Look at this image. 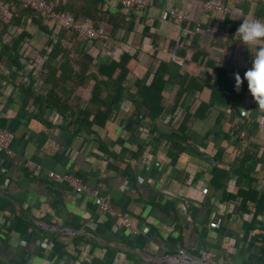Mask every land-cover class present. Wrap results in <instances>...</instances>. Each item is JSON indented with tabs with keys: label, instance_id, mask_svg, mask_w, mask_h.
<instances>
[{
	"label": "crops",
	"instance_id": "obj_1",
	"mask_svg": "<svg viewBox=\"0 0 264 264\" xmlns=\"http://www.w3.org/2000/svg\"><path fill=\"white\" fill-rule=\"evenodd\" d=\"M58 1L108 34L42 26L0 0V127L14 133L13 154L0 152V264H201L204 251L264 264V108L248 88L238 103L212 95L219 67L246 72L264 47L237 33L264 19V0H225L222 13L205 0ZM50 170L82 177L117 214ZM119 213L150 230L130 233Z\"/></svg>",
	"mask_w": 264,
	"mask_h": 264
},
{
	"label": "built area",
	"instance_id": "obj_2",
	"mask_svg": "<svg viewBox=\"0 0 264 264\" xmlns=\"http://www.w3.org/2000/svg\"><path fill=\"white\" fill-rule=\"evenodd\" d=\"M3 1V0H1ZM21 2L25 7H29L34 9L40 13H42L47 22H50L52 25L57 26L59 28L65 27L69 29H74L78 32V34L87 39V40H95L101 38L106 35V27L101 25H94L92 22H84L77 20L75 15L71 12H66L56 8V4L52 0H16ZM121 3L123 6L127 8H133L137 10L145 9L151 2V0H116ZM204 10L206 12H219L222 13L226 10L225 0H205L203 4ZM5 9L0 6V18L5 16ZM171 17L175 19L177 22L182 23L190 19V16L185 11H180L175 8L170 9L169 11ZM201 24L197 22L196 30H200ZM14 138V133L8 129L0 127V152H6L8 154H13L12 151V141ZM27 167L31 170H41L42 165L33 161L27 162ZM48 177L57 182H65L67 183L76 193L81 194L84 192H90L93 194L95 198L96 204L105 212H108L112 215H116L117 212L113 209L112 203L109 199L100 194L97 189H93L88 186L82 177L71 174V173H60L57 171L50 170L48 171ZM121 226L129 231L132 234H146L150 230L148 226L140 227L129 219V217L125 213H119ZM92 228H95L96 225L94 223H90ZM49 245L53 246L54 242L49 241ZM180 253L182 255H187L185 249H180ZM201 264H217L218 261L215 259L213 255L209 252L204 251L200 255ZM220 264H234L231 263L228 259H224L220 262Z\"/></svg>",
	"mask_w": 264,
	"mask_h": 264
},
{
	"label": "trees",
	"instance_id": "obj_3",
	"mask_svg": "<svg viewBox=\"0 0 264 264\" xmlns=\"http://www.w3.org/2000/svg\"><path fill=\"white\" fill-rule=\"evenodd\" d=\"M12 1H14L15 3L17 2L18 4H20L23 7H25L19 1H16V0H12ZM52 1L55 2L57 9H60V10L66 11V12H71V11L65 9V7L62 6V3L59 2L58 0H52ZM25 8L34 11L38 15V17L40 19L38 21L39 23L42 22L43 20L46 21V18H45V16L42 13H40V12L34 10V9H31L29 7H25ZM203 9H204V7H203ZM71 13H73V12H71ZM91 18H93V17L91 16L90 18H85V19L83 18L84 20H81L79 17H76L77 20L84 21V22H92L94 24V22H93V20ZM260 22H264V19H262ZM191 25H192L191 21H186L185 26H187V27L189 26V28H191ZM62 28L63 29L70 30V31H73V32H76L78 34V32L75 31L74 29H69V28L61 27V29ZM105 36H103V37H105ZM127 60H128V58L123 57L122 61H120V63L118 64V66H120L122 68V70L125 68L123 70L122 74L119 77L120 78L119 79L120 80V84L119 83H118L119 85L117 84L118 91L120 93L122 92V90L124 88L122 86L121 82L124 80V78L126 77V75L128 73V69H127V67H125L126 66V63H127ZM112 71H113V69L111 70L110 73H107V71H102L101 74L112 76ZM237 72L240 73L241 77H243V74L245 73L244 70H241L238 67L232 68V67H223L222 66V67H219L218 68L215 81H214V83L212 85L213 86V88H212V95H213L214 100H216V101H223L224 103H227L229 101H233V102H237L238 103V102H241V101H244L245 100V98L247 96V81L245 80L244 83H243V85H242V87H241V89L239 91H236L235 90V74ZM157 79H156V81H155V83L153 85V87H155V88H156V85H157L156 84L157 83ZM156 100H157L158 103H160L162 99L161 98L160 99L157 98ZM55 245L56 244L54 243V246Z\"/></svg>",
	"mask_w": 264,
	"mask_h": 264
},
{
	"label": "clouds",
	"instance_id": "obj_4",
	"mask_svg": "<svg viewBox=\"0 0 264 264\" xmlns=\"http://www.w3.org/2000/svg\"><path fill=\"white\" fill-rule=\"evenodd\" d=\"M240 41L245 44H253L264 38V22L243 21L237 29ZM247 81V88L255 103L264 108V47L258 48L255 56L251 59V67L241 77L240 73L235 74V90L239 91Z\"/></svg>",
	"mask_w": 264,
	"mask_h": 264
}]
</instances>
